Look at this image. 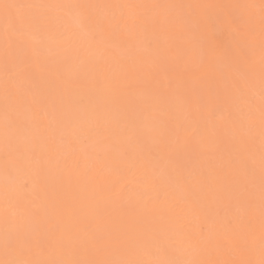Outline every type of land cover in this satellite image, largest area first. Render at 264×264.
Instances as JSON below:
<instances>
[{
	"label": "snow or ice",
	"instance_id": "1",
	"mask_svg": "<svg viewBox=\"0 0 264 264\" xmlns=\"http://www.w3.org/2000/svg\"><path fill=\"white\" fill-rule=\"evenodd\" d=\"M214 17L233 41L209 76ZM0 23V264H264V0H0ZM73 88L113 111L107 164L80 162ZM123 171L134 185L112 178Z\"/></svg>",
	"mask_w": 264,
	"mask_h": 264
},
{
	"label": "bare ground",
	"instance_id": "2",
	"mask_svg": "<svg viewBox=\"0 0 264 264\" xmlns=\"http://www.w3.org/2000/svg\"><path fill=\"white\" fill-rule=\"evenodd\" d=\"M17 3H58L67 2V0H14ZM83 2H93V3H217V4H244V3H259V0H83ZM3 25L0 23V32H2ZM210 47L214 49L213 57H206L205 63L210 66L206 68V74L212 76L214 74H219L224 71L223 58L229 52L232 41L233 34L231 30L227 27L223 19L213 18L210 22ZM71 104L77 114L82 116L80 123V130L77 132L79 136L78 141L75 143L74 147L76 149L77 155L80 157L81 164L95 165L96 157L99 156L100 159L104 160L106 164L115 158L116 152L109 140L105 139V129L111 124L114 125L113 111L106 107L105 96L95 90L81 91L73 88L70 93ZM214 110L219 114L224 109L222 103H215L213 105ZM138 119L144 122H148L153 119L154 114L147 109H143L137 113ZM0 117H2V100H0ZM49 119L54 122H59L61 120L60 111L49 107ZM64 125L69 128L68 121L65 119L63 121ZM210 128V125L208 126ZM0 135H2V127H0ZM225 151H227L228 144L225 140L224 144ZM176 159L181 164H186L188 166L198 165L207 167L208 162L206 158H198V153H186L182 152L176 156ZM36 166L35 160L30 164H25L21 171L16 176L17 182H22L27 174L29 167L34 168ZM113 179L118 180L121 184L133 185L138 180V176H134L127 171L121 172L118 176L113 175ZM5 187V175L3 171V146L0 143V200H2L3 190ZM38 196L42 195L39 188L37 189ZM149 207H154L160 212L167 210V204L163 200L150 202ZM149 258V257H145Z\"/></svg>",
	"mask_w": 264,
	"mask_h": 264
}]
</instances>
